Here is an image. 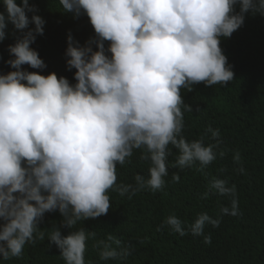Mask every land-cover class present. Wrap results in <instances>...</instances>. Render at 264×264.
I'll return each mask as SVG.
<instances>
[{"label":"clouds","instance_id":"1","mask_svg":"<svg viewBox=\"0 0 264 264\" xmlns=\"http://www.w3.org/2000/svg\"><path fill=\"white\" fill-rule=\"evenodd\" d=\"M2 3L0 42L6 39L7 23L21 36L8 46L14 58L6 63L15 70L0 74V255L19 258L26 243L43 240L38 224L45 213L58 210L71 231L62 236L53 227L47 230L48 240L65 264H86V242L95 232L72 229L108 213L109 190L129 199L144 189L163 190L169 145L179 153L172 167L199 163L197 170L203 172L216 160L218 140L205 145L203 138L189 142L182 134L183 112L192 109L181 89L233 81L221 38L238 30L249 10L264 15V0H59L64 11L86 14L95 32L86 46L68 36L65 55L69 70L76 69L75 84L55 72L42 75L22 68L47 67L30 47L43 35L45 21L29 0ZM27 12L33 13L31 19ZM30 23L35 27L28 28ZM205 131L213 139L220 136L211 126ZM134 150H142L140 159L150 162L148 176L135 174V185L117 183V164L129 163ZM233 159L240 162L239 151ZM179 179L173 174V182ZM213 192L231 198L230 207H221L222 216L242 215L235 185L213 178L201 198ZM220 222L203 212L186 230L173 214L157 231L168 226L180 236H204L210 244L204 227ZM95 247L102 261L131 255V247H121L112 235Z\"/></svg>","mask_w":264,"mask_h":264},{"label":"trees","instance_id":"2","mask_svg":"<svg viewBox=\"0 0 264 264\" xmlns=\"http://www.w3.org/2000/svg\"><path fill=\"white\" fill-rule=\"evenodd\" d=\"M29 4L35 5V14L45 21L43 35H38L30 47L38 52L47 67L33 69L23 65L22 68L42 75L55 72L58 78L63 76L75 84L76 69L69 70V58L65 55L68 36L80 46L88 45L95 37L89 18L83 12L76 17L73 12L64 11L59 0H29ZM239 10L237 4L235 11ZM4 11L0 0V12ZM26 14L31 19L33 13ZM34 27L32 23L28 26ZM5 31L6 39L0 42V74L15 70L6 63L14 58L8 46L21 36L11 23H7ZM108 43L105 41L106 49ZM91 46L96 50L94 43ZM220 47L232 66L233 81L223 86H206L201 82L194 84L191 91L181 89L184 103L192 109L183 112L182 134L189 142L203 138L205 145L218 140L219 148L214 149L216 160L203 172L197 170L199 163L192 168L172 167L179 153L169 145L168 175L164 177L163 190L144 189L131 199L127 194L120 196L109 190L108 213L79 221L72 229L83 227L95 232V237L86 242V264H264V15L249 10L243 25L230 37L221 38ZM208 126L219 129L220 136L213 139L205 131ZM221 150L225 153L223 157L219 155ZM141 151L134 150L129 163L117 164V183L135 185V174L148 176L150 162L140 159ZM237 151L241 156L239 163L233 159ZM240 167L245 169L244 173L238 171ZM173 174L179 175L178 182H173ZM213 178L227 180L228 186L235 185L242 215H221V207H230V197L213 192L207 199L201 198ZM203 212L221 219L219 227L210 224L204 227V235L211 236L210 244L204 243V236H193L190 232L180 236L168 226L157 231L173 214L187 230V225ZM62 220L58 210L45 213L38 224L45 233L44 239L26 243L19 258L4 260L0 255V264H65L60 250L48 240L47 231L55 227L62 236L68 235L71 230ZM3 223L0 219V224ZM109 235L119 239L121 247H131V255L126 259L100 260L95 244L106 241Z\"/></svg>","mask_w":264,"mask_h":264}]
</instances>
